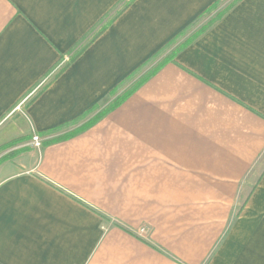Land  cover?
Masks as SVG:
<instances>
[{
    "label": "crops",
    "instance_id": "crops-1",
    "mask_svg": "<svg viewBox=\"0 0 264 264\" xmlns=\"http://www.w3.org/2000/svg\"><path fill=\"white\" fill-rule=\"evenodd\" d=\"M120 1L0 0V264H264V0Z\"/></svg>",
    "mask_w": 264,
    "mask_h": 264
},
{
    "label": "rangeland",
    "instance_id": "rangeland-1",
    "mask_svg": "<svg viewBox=\"0 0 264 264\" xmlns=\"http://www.w3.org/2000/svg\"><path fill=\"white\" fill-rule=\"evenodd\" d=\"M130 1L131 0H121L120 2H119V4L112 10V14H110L109 16L110 17H112L113 15H115V14H118L119 12H121L123 9H124V7H125V5H127V4H129L130 3ZM215 11V8L214 9H212L210 12H208V14H207V16H209V17H211V16H218V14H216V13H213ZM116 16V15H115ZM112 19V18H111ZM203 20L204 19H202V20H200L195 26H192V28H193V30L192 31H190L192 28L190 27L189 29H187L182 35H180V37H178L176 40H174V41H172V43H170L167 47H166V49L163 51V52H161L160 54H158L157 56H156V58L154 59L155 60V63H156V65H158V64H160V63H162V62H164V60L166 59V58H164V55L166 54V56H168V58H170L175 52H176V50L178 49V48H176V50L175 51H173L172 52V54L170 53L171 52V49H174L173 48V46H174V44L176 43V42H178L180 39H182L183 37L185 38V35H187L189 32V34H191L193 31H195L196 32V34L193 36V38L194 37H196V36H198L199 34H201V33H203L204 32V30L210 25V24H208V25H205L204 27H201L204 23H203ZM207 22V21H206ZM99 28H101V25H100V27ZM97 34V33H96ZM95 34V35H96ZM189 34H188V36H189ZM192 38V37H191ZM191 38H189V39H191ZM189 39L186 41H184V44L183 45H185V44H188V42H190L189 41ZM154 60H152L151 62H150V64H153V62H154ZM149 64H147V66H148ZM146 66V67H147ZM146 67H144V68H142V70H140V71H138L135 75H134V77L132 78V80H130V82L128 83V84H126L125 85V87L122 89V91L125 89H127L129 86H131V84L133 85V87H135V86H137L144 78H145V76L149 73L148 71H147V68ZM132 87V88H133ZM124 90V91H125ZM122 91H120V92H122ZM115 94H113L112 96H114ZM123 95V94H122Z\"/></svg>",
    "mask_w": 264,
    "mask_h": 264
},
{
    "label": "trees",
    "instance_id": "trees-1",
    "mask_svg": "<svg viewBox=\"0 0 264 264\" xmlns=\"http://www.w3.org/2000/svg\"><path fill=\"white\" fill-rule=\"evenodd\" d=\"M124 9H126V7H124ZM123 9V10H124ZM122 10V11H123ZM121 11V12H122ZM121 12H119L113 19L109 20L108 22L104 23L101 28L98 30L97 34L93 37V39L89 42H93L97 37H99L107 28L108 26L113 22V20L119 16L121 14ZM129 94H126L124 96H122L116 103H114V106H117L125 97H127ZM99 117V116H98Z\"/></svg>",
    "mask_w": 264,
    "mask_h": 264
},
{
    "label": "built area",
    "instance_id": "built-area-1",
    "mask_svg": "<svg viewBox=\"0 0 264 264\" xmlns=\"http://www.w3.org/2000/svg\"><path fill=\"white\" fill-rule=\"evenodd\" d=\"M63 62H67L68 61V58H64L63 60H62ZM25 103V101H23L21 104H19L15 109H14V112H18V111H20L21 110V107L23 106V104ZM41 143H42V141H41V139L37 136V135H33L32 137H31V144L34 146V148H40V146H41ZM144 232V230L143 229H141L140 231H139V233L141 234V233H143Z\"/></svg>",
    "mask_w": 264,
    "mask_h": 264
}]
</instances>
